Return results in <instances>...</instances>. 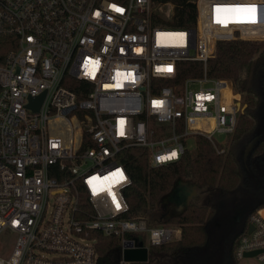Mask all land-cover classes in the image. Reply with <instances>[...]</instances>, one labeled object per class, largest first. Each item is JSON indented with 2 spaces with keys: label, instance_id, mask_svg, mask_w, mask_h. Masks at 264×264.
<instances>
[{
  "label": "built area",
  "instance_id": "obj_1",
  "mask_svg": "<svg viewBox=\"0 0 264 264\" xmlns=\"http://www.w3.org/2000/svg\"><path fill=\"white\" fill-rule=\"evenodd\" d=\"M193 2L194 27L172 28L174 5L163 0H0V38L10 37L0 58V232L13 236L0 264H96V231L121 249L180 236L179 225L126 217L131 180L118 153L141 147L158 167L199 137L224 153L216 136L227 143L243 100L230 79L208 76V61L220 41L264 42V0ZM183 61L202 73L179 78ZM263 210L249 215L236 262L264 264Z\"/></svg>",
  "mask_w": 264,
  "mask_h": 264
},
{
  "label": "trees",
  "instance_id": "obj_2",
  "mask_svg": "<svg viewBox=\"0 0 264 264\" xmlns=\"http://www.w3.org/2000/svg\"><path fill=\"white\" fill-rule=\"evenodd\" d=\"M174 5L173 18L168 23L172 28H193L196 5L193 0H163ZM10 37L0 38V58L8 45L3 42ZM179 78L200 75L199 62H179ZM207 74L214 78L230 79L234 89L244 94V109L239 113L234 133L224 144L225 152L217 153L212 144L197 138L194 153L186 151L173 163L149 167L146 151L141 147H130L119 151L130 184L123 189L129 205L126 215L130 219L143 218L149 225L160 222L175 223L181 227V237L158 246H149L148 263L156 253H166L181 257L187 251L206 244L208 240L207 221L214 213L213 208L188 200L185 208L178 214L164 220L156 219L154 211L162 199L168 195L178 181L192 182L194 189L218 192H234L248 184L252 171L264 162V136L258 131L261 117L264 118V42L230 40L217 43L214 57L209 59ZM259 138L250 150L246 161L243 151L251 139ZM85 195L81 194V204L87 207ZM264 208V203L253 207L252 213ZM241 231L238 235H241ZM96 238L95 249L99 256H115L121 259V241L115 235L92 232ZM141 264V263H124ZM233 264V263H229Z\"/></svg>",
  "mask_w": 264,
  "mask_h": 264
},
{
  "label": "rangeland",
  "instance_id": "obj_3",
  "mask_svg": "<svg viewBox=\"0 0 264 264\" xmlns=\"http://www.w3.org/2000/svg\"><path fill=\"white\" fill-rule=\"evenodd\" d=\"M238 94L244 101V94ZM258 131L264 136L263 117L260 119ZM216 140L220 146L225 143L223 135H217ZM187 146L189 152L194 153L196 148L192 139L187 141ZM183 193L189 195L193 202L214 209V213L207 221L208 240L206 244L191 249L178 258L166 253H156L151 257V263H148L147 260L141 264H259L254 258L242 259L236 262L233 251L239 233L246 229L247 220L253 207L259 203H264V162L261 167H257L252 171L248 184L234 192L222 193L207 189L196 191L190 181L181 180L177 182L173 190L156 206L154 211L156 219L164 220L180 213L182 211L180 204L183 201ZM161 223L164 224L165 222L159 224ZM167 224L178 225L175 223ZM135 236L139 237L138 234H135ZM12 237V234L7 230L0 232V256H5L9 252ZM180 237L181 234L173 241H177Z\"/></svg>",
  "mask_w": 264,
  "mask_h": 264
},
{
  "label": "water",
  "instance_id": "obj_4",
  "mask_svg": "<svg viewBox=\"0 0 264 264\" xmlns=\"http://www.w3.org/2000/svg\"><path fill=\"white\" fill-rule=\"evenodd\" d=\"M44 92L40 93L38 96L34 98L29 99L28 106L36 109L42 98H43ZM245 106L242 107V110L244 109ZM259 135L254 137L253 139L250 140V142L245 146L244 151H243V161L245 162L247 159V156L258 140ZM179 182V181H178ZM186 197L183 198L182 203L180 206H182V210L185 208L188 200L190 199L189 195H185ZM183 197V195H182ZM251 230V228L249 229ZM148 247L144 246L142 239L136 238V244L135 247H131L130 242H124L122 244V249H121V262L123 263H143L148 260ZM257 253V251H252L248 252L245 255L246 256H253ZM108 260L107 256H98L96 259V264H103L104 261Z\"/></svg>",
  "mask_w": 264,
  "mask_h": 264
},
{
  "label": "flooded vegetation",
  "instance_id": "obj_5",
  "mask_svg": "<svg viewBox=\"0 0 264 264\" xmlns=\"http://www.w3.org/2000/svg\"><path fill=\"white\" fill-rule=\"evenodd\" d=\"M182 195H183V198L186 197L185 196L186 194L183 193ZM107 257H108V260L104 261L103 264H119V261L115 256L108 255Z\"/></svg>",
  "mask_w": 264,
  "mask_h": 264
},
{
  "label": "snow or ice",
  "instance_id": "obj_6",
  "mask_svg": "<svg viewBox=\"0 0 264 264\" xmlns=\"http://www.w3.org/2000/svg\"><path fill=\"white\" fill-rule=\"evenodd\" d=\"M117 10H119V9H117ZM217 22H221V21H217ZM154 103H159V102H154ZM173 155H175V153H173ZM117 207H119V205H117Z\"/></svg>",
  "mask_w": 264,
  "mask_h": 264
}]
</instances>
